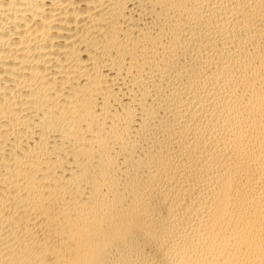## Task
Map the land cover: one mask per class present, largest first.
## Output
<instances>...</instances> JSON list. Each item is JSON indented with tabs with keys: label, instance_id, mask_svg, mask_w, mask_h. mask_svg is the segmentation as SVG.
I'll use <instances>...</instances> for the list:
<instances>
[{
	"label": "bare ground",
	"instance_id": "bare-ground-1",
	"mask_svg": "<svg viewBox=\"0 0 264 264\" xmlns=\"http://www.w3.org/2000/svg\"><path fill=\"white\" fill-rule=\"evenodd\" d=\"M0 264H264V0H0Z\"/></svg>",
	"mask_w": 264,
	"mask_h": 264
}]
</instances>
